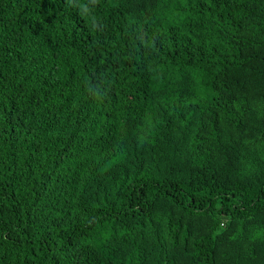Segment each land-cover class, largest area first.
Wrapping results in <instances>:
<instances>
[{
	"label": "trees",
	"instance_id": "obj_1",
	"mask_svg": "<svg viewBox=\"0 0 264 264\" xmlns=\"http://www.w3.org/2000/svg\"><path fill=\"white\" fill-rule=\"evenodd\" d=\"M0 264H264V0H0Z\"/></svg>",
	"mask_w": 264,
	"mask_h": 264
}]
</instances>
